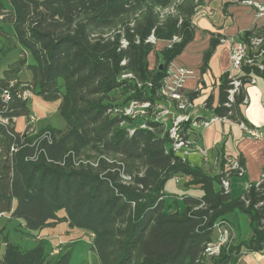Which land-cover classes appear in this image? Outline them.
<instances>
[{
	"label": "trees",
	"instance_id": "obj_1",
	"mask_svg": "<svg viewBox=\"0 0 264 264\" xmlns=\"http://www.w3.org/2000/svg\"><path fill=\"white\" fill-rule=\"evenodd\" d=\"M202 1L0 0V35L10 25L22 52L0 76L3 216L21 221L31 233L60 223L87 232L99 264H208L202 253L213 241L215 224L227 223L225 216L240 210L248 216L250 238L230 242L218 257L209 258L210 264H236L242 246L247 252L262 250L264 181L232 197L223 182L230 187L243 178L230 170L234 158L221 155L217 172L191 166L171 152L163 123L149 113L136 118L120 113L131 102H162V80L193 40L191 18ZM253 38H262L264 48V26L239 40ZM219 39L211 38L201 72L208 69ZM158 41L166 46L156 51ZM259 63L264 65V58ZM24 71L32 74L30 82L20 80ZM124 72L134 79L121 80ZM252 76L264 78V71L244 65L237 75L241 94L230 107L225 103L231 76L221 77L213 117L250 127L240 109ZM25 91L59 102L64 128L30 131ZM20 117L27 125L17 132ZM195 130L186 124L182 135L195 143ZM176 178H185V189H199L202 195L166 194L167 181ZM71 245L51 255L42 244L24 250L5 241L0 264H69Z\"/></svg>",
	"mask_w": 264,
	"mask_h": 264
},
{
	"label": "crops",
	"instance_id": "obj_2",
	"mask_svg": "<svg viewBox=\"0 0 264 264\" xmlns=\"http://www.w3.org/2000/svg\"><path fill=\"white\" fill-rule=\"evenodd\" d=\"M256 1L264 3V0ZM191 23L194 27V38L173 63L193 72L192 77L186 81L184 86V92L192 103V107L187 111L189 118L192 120L201 118L209 121L213 118V109L218 105L220 79L230 70V45L227 39L239 40V37L245 32L264 26V17L258 16L256 10L244 5L242 0H203L192 16ZM216 36L220 37L219 44L215 47L208 61V69L201 72L203 54L208 50L211 38ZM165 46L166 42L158 41L155 44V50L159 51ZM155 63V53H151L148 56L149 68L153 69ZM31 78L26 74V77H20V80L30 82ZM251 79L254 80V83L249 82L245 86L246 103H243L240 110L249 126L264 135V78L252 76ZM24 93H27V102H31L30 117L34 118V122L29 125L40 130L36 126L37 123L45 118L49 109L55 110V105L46 103L30 91ZM207 102H209L210 108L207 107ZM58 105L59 102H57V109ZM17 122L19 119H16L15 125ZM22 124L23 129L21 131L15 129L17 132L24 131L27 125L26 119ZM195 131L197 134L195 144L206 150L208 158L207 161H204L200 154L191 152L186 157L191 166L200 167L205 171L217 172L221 155L241 160L245 174L242 179L235 182L237 186L232 187L236 193L234 197L244 194L245 185L255 184L259 181L264 168V137L258 140L248 138L236 122L227 119L224 121L215 120L208 127ZM185 182V178H180L176 182L180 191L186 190ZM182 194L180 193V195ZM230 195L232 196L231 192ZM3 220H6L7 224L3 225ZM227 223L231 226L228 220ZM74 230L69 228L66 223H60L54 227L31 233L24 228L21 221L9 220L8 216L4 215L0 218V236L3 237V243L0 244V247L3 253L5 241L14 243L24 250L42 244L45 248L49 247L50 250L46 248L49 253L55 248L59 250V248L72 244L74 240L71 233ZM12 232L14 235L11 236ZM4 234L6 235L4 236ZM89 236L92 237L90 234ZM216 236L214 231L213 240ZM250 236L251 234H249L248 239ZM236 240L232 228L231 243L234 245L241 243H237ZM206 260L210 264L209 258ZM236 264H264V256L261 251L247 252L242 246L241 255Z\"/></svg>",
	"mask_w": 264,
	"mask_h": 264
},
{
	"label": "built area",
	"instance_id": "obj_3",
	"mask_svg": "<svg viewBox=\"0 0 264 264\" xmlns=\"http://www.w3.org/2000/svg\"><path fill=\"white\" fill-rule=\"evenodd\" d=\"M242 3L246 6L252 7L256 10V13L260 17H264V3L256 0H243ZM150 41L154 42L151 37ZM230 45V82L229 89L227 90L226 107H230L234 104L237 96L241 94L242 82L237 78V75L242 73V67L244 65L256 66L260 71H264V65L259 63L264 58V48H262L263 39L253 38L249 43L243 42L235 38L227 39ZM173 41H177L176 38ZM223 42V40H222ZM122 45L125 46V42L122 41ZM193 72L184 67L178 66L171 62L167 68L166 75L162 80L158 96L161 97L162 102L151 106L150 103H136L131 102L128 107L124 108L120 113L126 117L136 118L142 115H147L157 123H163L168 138L172 141L171 152L181 159H185L191 152H197L201 155L204 161H207L208 155L205 149L197 146L193 141H190L182 135L184 125H189L193 129H200L208 127L215 120H226V118L213 117L209 121H196L189 118L187 111L192 107L191 101L188 99L184 92V86L186 81L192 77ZM121 80H132L134 76L131 73L124 72L120 76ZM251 83H254L253 79H250ZM26 98V94H23ZM243 103H246V99H243ZM164 119H167L164 121ZM164 121V122H163ZM34 122V118H29V124ZM242 132L251 139L258 140L264 137L263 133L246 126L244 123L239 124ZM145 126L142 125V128ZM32 131V129H30ZM230 170L234 171L238 177H243L245 170L240 165L237 159H231ZM176 182L179 178L175 179ZM264 181V174L261 175L258 182L254 184L255 188ZM223 187L226 192L229 191V183L223 182ZM251 184L245 185V189L249 190ZM261 205V204H260ZM3 214L0 213V218ZM216 232V238L206 244L202 255L206 258L218 257L221 250L228 246L232 239V227L226 223H217L214 226ZM58 249L55 248L51 251V255L58 254ZM264 256V245L261 250Z\"/></svg>",
	"mask_w": 264,
	"mask_h": 264
},
{
	"label": "rangeland",
	"instance_id": "obj_4",
	"mask_svg": "<svg viewBox=\"0 0 264 264\" xmlns=\"http://www.w3.org/2000/svg\"><path fill=\"white\" fill-rule=\"evenodd\" d=\"M4 4H6L4 2ZM7 5V4H6ZM5 5V6H6ZM6 13V12H4ZM5 31L7 32L6 35H0V76L2 75V72L7 66L13 62H15L17 59L20 58V47L16 43L15 37L12 35V28L10 25L5 26ZM26 74L30 76L31 73L29 71H24L21 73L22 78L26 77ZM29 94V93H28ZM27 97V93H26ZM51 105H55V110L52 108L47 111L46 116L44 119H42L40 122L37 123V128L42 130L44 128H51L55 130H62L65 126L64 119L60 116L57 110V102H46ZM27 107L29 110L31 109V102H27ZM19 122L16 123L15 129L17 131H21L23 129V122L25 120L24 117L18 118ZM167 119H164L166 121ZM163 121V122H164ZM31 129L34 133H36L38 130L33 128L31 126ZM237 186V184H232L230 192L232 196H235V192L233 191L232 187ZM166 194H180L183 193L186 196H192V197H199L202 195V191L199 189H190V190H183L180 191V188L178 187V184L175 182L174 179H171L167 181L165 187ZM63 214V212H61ZM225 219H227L231 223V227L233 228V231L235 232L237 243L238 242H244L248 239L249 234H251V228L249 224L248 216L241 212L240 210H235L234 212H231L225 216ZM7 224L6 220H3V225ZM10 232V231H9ZM73 238V243L71 245L72 248V255L69 260V264H99L98 257L96 253L91 250V237L87 232L75 229L74 232L71 233ZM6 234H4L5 236ZM14 235V232L11 233V236ZM3 237L0 236V244L3 243ZM47 250H50L49 247H46ZM2 254V248L0 247V256Z\"/></svg>",
	"mask_w": 264,
	"mask_h": 264
}]
</instances>
